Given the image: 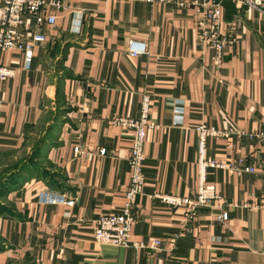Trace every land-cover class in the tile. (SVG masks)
I'll return each mask as SVG.
<instances>
[{
    "label": "crops",
    "instance_id": "0c3cea01",
    "mask_svg": "<svg viewBox=\"0 0 264 264\" xmlns=\"http://www.w3.org/2000/svg\"><path fill=\"white\" fill-rule=\"evenodd\" d=\"M60 1L55 24L37 30L44 42L0 57L14 69L0 82V154H8L0 170L10 169L0 176L8 179L0 192V264H264V19L222 1V31L232 41L216 63L198 40L192 7ZM75 12L83 15L80 33L70 31ZM130 39L145 40L147 53L129 55ZM144 94L154 128L146 132L144 186L131 230L141 246L100 244L94 220L118 211L130 178L131 132L113 119L138 117ZM200 124L230 131L206 139L207 156L225 164L206 172L224 198L223 222L216 206L198 207L188 219L184 206L160 197H193ZM39 127L41 154L29 157V135ZM102 147L109 153L100 155ZM30 163L36 168L16 175ZM42 187L75 203L39 204Z\"/></svg>",
    "mask_w": 264,
    "mask_h": 264
},
{
    "label": "built area",
    "instance_id": "2783aa9c",
    "mask_svg": "<svg viewBox=\"0 0 264 264\" xmlns=\"http://www.w3.org/2000/svg\"><path fill=\"white\" fill-rule=\"evenodd\" d=\"M149 3H172L177 8H193L195 11V26L198 40L202 46L212 51L211 58L216 63L222 61L226 47L231 43L229 34L222 31V1L246 6L259 13L264 19V0H146ZM60 0H0V57L3 52L16 49L23 54L29 52L33 44L44 42L45 33L40 28L55 24V11L63 9ZM54 11V12H53ZM32 23H30V21ZM83 25V15L75 12L70 24L72 33H80ZM31 33L30 36L26 34ZM127 51L131 56L145 54L148 51L147 42L140 39H130ZM27 58V56L25 57ZM24 58V59H25ZM27 64L28 59L24 60ZM14 74L9 65L0 63V82L7 80ZM150 102L147 94L142 96L139 116H119L113 119L117 124L131 132L128 163L130 168L129 183L124 190V202L117 212L100 214L93 223V239L100 244H113L122 247L139 248L140 243L131 239V230L136 221L137 198L143 191V159L146 132L154 128L149 119ZM198 133V161L197 186L193 197H179L175 195H160L163 202L170 206H184L185 216L193 217L196 208L201 206L220 209L217 220L223 222L228 219L227 209H223L224 198L216 191L214 184L207 182L206 172L209 168H225V164L209 158L206 154V139L208 137L228 136L230 131L216 130L213 127L200 124L196 127ZM264 141V134H259ZM80 146L73 148L79 153ZM100 155H106L108 150L99 148ZM244 171H252V166H246ZM36 201L44 205L64 204L73 206L75 199L66 196L55 189L42 187L36 192ZM264 209V197L259 205ZM160 240L155 242L159 244Z\"/></svg>",
    "mask_w": 264,
    "mask_h": 264
},
{
    "label": "rangeland",
    "instance_id": "374dc122",
    "mask_svg": "<svg viewBox=\"0 0 264 264\" xmlns=\"http://www.w3.org/2000/svg\"><path fill=\"white\" fill-rule=\"evenodd\" d=\"M55 108H56V112L57 111H59V109H60V106H61V103H60V101L58 102L57 101V103L55 104ZM44 129H45V127H39L37 130H33L32 131V133L33 134H31V135H29V141H28V145L30 146V152H29V157L30 156H33V157H35V156H38L36 153H35V147L40 143V141L42 142V140L43 139H45V138H42L43 137V134H44ZM34 148V149H33ZM36 154V155H35ZM8 157V154H0V161L2 160V159H6ZM10 157H11V155L9 156V160H10ZM38 162H36L37 164H39L38 165V168H42L43 169V171L44 170H46V172L49 174L50 173V171H51V169L49 168V166L46 164V163H44L43 161H41V160H37ZM11 162V161H10ZM44 167V168H43ZM9 168H6V169H2L1 168V170H0V176L3 174V173H5V172H8V171H10V169L8 170ZM51 184H53V185H55L54 183H52L51 181H49ZM3 190V187L1 186L0 187V192ZM0 199H1V196H0Z\"/></svg>",
    "mask_w": 264,
    "mask_h": 264
},
{
    "label": "trees",
    "instance_id": "16d2710c",
    "mask_svg": "<svg viewBox=\"0 0 264 264\" xmlns=\"http://www.w3.org/2000/svg\"><path fill=\"white\" fill-rule=\"evenodd\" d=\"M35 153L37 154V155H40L41 153H40V151L39 152H36L35 151ZM35 154V155H36ZM35 157H38V156H35ZM31 167H35L36 168V166H34L33 165V163L31 164H23V165H21L19 168H18V170H17V174L16 175H21V174H24V173H27V172H31L32 170H31ZM8 181V179L6 178H3V177H0V187L1 186H3V185H5V182H7ZM1 209V208H0Z\"/></svg>",
    "mask_w": 264,
    "mask_h": 264
}]
</instances>
